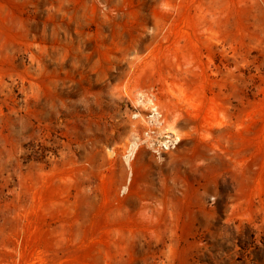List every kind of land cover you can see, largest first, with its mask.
<instances>
[{"label": "rangeland", "instance_id": "rangeland-1", "mask_svg": "<svg viewBox=\"0 0 264 264\" xmlns=\"http://www.w3.org/2000/svg\"><path fill=\"white\" fill-rule=\"evenodd\" d=\"M263 238L264 0H0V264Z\"/></svg>", "mask_w": 264, "mask_h": 264}, {"label": "trees", "instance_id": "trees-1", "mask_svg": "<svg viewBox=\"0 0 264 264\" xmlns=\"http://www.w3.org/2000/svg\"><path fill=\"white\" fill-rule=\"evenodd\" d=\"M254 242L255 240L252 241V244ZM260 245H261L260 248H258L257 246L255 247V250H258L259 253L258 251L257 252L252 251L253 258L249 260L248 264H264V238L260 241ZM238 246L240 248V251H243V253H246L247 251H249L248 248H246V246H242L241 242H239ZM249 255L250 253L248 254L247 258H249ZM238 261H241V260H238ZM240 264H247V263L242 261Z\"/></svg>", "mask_w": 264, "mask_h": 264}]
</instances>
